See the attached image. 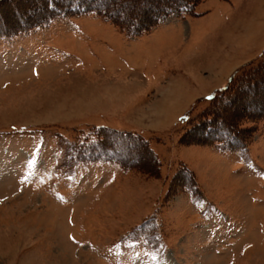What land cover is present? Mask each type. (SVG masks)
Instances as JSON below:
<instances>
[{"label": "rangeland", "instance_id": "1", "mask_svg": "<svg viewBox=\"0 0 264 264\" xmlns=\"http://www.w3.org/2000/svg\"><path fill=\"white\" fill-rule=\"evenodd\" d=\"M54 1L0 0V264H264V0Z\"/></svg>", "mask_w": 264, "mask_h": 264}, {"label": "trees", "instance_id": "2", "mask_svg": "<svg viewBox=\"0 0 264 264\" xmlns=\"http://www.w3.org/2000/svg\"><path fill=\"white\" fill-rule=\"evenodd\" d=\"M148 1L153 2V5H151V7L147 6L148 4L146 5L147 2L145 0H138L137 2L141 7H144L146 5L143 8V10L146 8L147 9L149 8L148 10L150 14L145 19L141 17H136L135 15L133 16L132 15L133 13L131 14L130 9H128L129 11L128 15L127 14L124 15V13H121L122 16L121 15L117 16V12H114V7L112 8V4L117 3L118 0H62V1L58 0V1H54V3L59 9L64 8L65 6L68 5V3H70L71 6H68L67 8L71 7V8H76V9L69 11V13H72V14L94 13L97 16L102 17L105 20L111 21L121 31H123L127 35L138 36V35H142L148 32L153 26H156L159 23V20L162 17L168 16L172 12H177L179 16L197 14L196 8L198 7L200 3L204 2L205 0H148ZM50 16L54 18L55 15L53 14V11L49 15V17ZM234 80L235 79L233 78L232 81ZM257 83L259 82H253L251 83V85H255ZM247 85H249L247 84V82L243 84L239 83L237 86L239 89V92H241L242 89H244V87ZM229 86H226L225 89H228ZM227 93L228 91L226 90L225 93L223 94L226 95ZM214 118H215V115H214ZM214 118L213 116L210 117V114H208L207 112V114L202 117L201 119L202 121L200 123L198 122L193 128H190L187 131L186 135H188V137L191 136L193 138L197 137V140L202 139V137L197 136V134L195 136V133L198 132V130L201 131L202 129H206V128H210V130L212 131L211 129L212 124H219L218 125L219 127L229 128L230 131L226 130V132H224L228 134V136L236 134L235 132L238 130L237 129L238 127H236L235 125L230 126L228 122L226 121L223 122L222 120H219L221 122L216 123L214 121ZM214 130H217V129H214ZM217 131L220 132L219 129ZM204 136L206 137H204L203 139H206V140H203V141L201 140V142L204 144H209V145L213 144V146H215L214 144H216L217 146L222 143H227V142L219 140L218 137L220 136L215 137V135L213 134L212 135L207 134ZM212 137H214V139ZM198 141L200 142V140ZM226 148L227 146H223V149H226Z\"/></svg>", "mask_w": 264, "mask_h": 264}, {"label": "bare ground", "instance_id": "3", "mask_svg": "<svg viewBox=\"0 0 264 264\" xmlns=\"http://www.w3.org/2000/svg\"><path fill=\"white\" fill-rule=\"evenodd\" d=\"M247 27L248 28L246 29V33H248V36L252 35L251 33H254L257 30L262 31L261 27L259 26L260 28H258V25H255V24L247 26ZM171 92H172L171 96L167 97L165 101L173 102L174 99L172 97L173 96L175 97V95L177 96V94H178V93H176L177 91H171ZM178 92H179V90H178Z\"/></svg>", "mask_w": 264, "mask_h": 264}, {"label": "crops", "instance_id": "4", "mask_svg": "<svg viewBox=\"0 0 264 264\" xmlns=\"http://www.w3.org/2000/svg\"><path fill=\"white\" fill-rule=\"evenodd\" d=\"M196 19V18H195Z\"/></svg>", "mask_w": 264, "mask_h": 264}]
</instances>
